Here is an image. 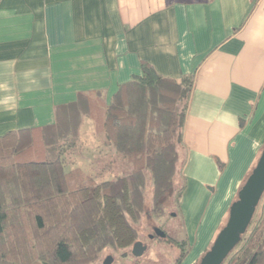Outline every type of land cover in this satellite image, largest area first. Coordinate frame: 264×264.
Returning <instances> with one entry per match:
<instances>
[{
  "label": "crops",
  "instance_id": "1",
  "mask_svg": "<svg viewBox=\"0 0 264 264\" xmlns=\"http://www.w3.org/2000/svg\"><path fill=\"white\" fill-rule=\"evenodd\" d=\"M142 62L192 76L180 264H196L264 147V0H0V136L53 124L79 93L108 100Z\"/></svg>",
  "mask_w": 264,
  "mask_h": 264
},
{
  "label": "trees",
  "instance_id": "2",
  "mask_svg": "<svg viewBox=\"0 0 264 264\" xmlns=\"http://www.w3.org/2000/svg\"><path fill=\"white\" fill-rule=\"evenodd\" d=\"M191 88V75L164 76L142 62L108 100L79 93L56 110L53 124L0 136V264H90L106 248L131 246L148 185V212L157 218L174 190ZM85 119L125 160V174L98 182L79 166L65 169ZM222 264H264V198Z\"/></svg>",
  "mask_w": 264,
  "mask_h": 264
},
{
  "label": "rangeland",
  "instance_id": "3",
  "mask_svg": "<svg viewBox=\"0 0 264 264\" xmlns=\"http://www.w3.org/2000/svg\"><path fill=\"white\" fill-rule=\"evenodd\" d=\"M63 158L65 169L79 166L98 182L115 179L127 171L125 160L117 153L114 154L111 148L104 146L101 135L95 132L93 121L88 119H85L82 123L80 137L77 140L76 146L74 149L67 150ZM182 164V159H178L179 169L174 177V190L171 192L168 203L164 206V213L160 218L149 214L151 187L148 185L145 191V212L136 223L137 239L135 240H141L146 245L144 252L140 256L135 257L131 254L132 245L117 250L106 248L100 253L99 258L90 264H102L103 259L107 255L113 257L111 264H176V258L182 252H185V254L188 252V237L184 226L183 214L179 207L180 199L177 201L180 187L183 186V190L185 185L184 178L180 173ZM263 198L264 193L255 208L247 230L253 225L255 218L260 213ZM226 220L224 218L221 228L224 226ZM155 228L162 229L167 237L152 238L151 236Z\"/></svg>",
  "mask_w": 264,
  "mask_h": 264
},
{
  "label": "water",
  "instance_id": "4",
  "mask_svg": "<svg viewBox=\"0 0 264 264\" xmlns=\"http://www.w3.org/2000/svg\"><path fill=\"white\" fill-rule=\"evenodd\" d=\"M264 193V147L260 156L248 174L244 183L237 193L236 199L230 205L227 220L224 226L216 235L214 241L201 256L197 264H222L231 250L239 242L241 235L244 234L255 208ZM158 238H165L166 233L160 229L155 228L154 235ZM146 245L137 240L132 244L131 254L135 257L140 256ZM113 257L107 255L102 264H111Z\"/></svg>",
  "mask_w": 264,
  "mask_h": 264
},
{
  "label": "flooded vegetation",
  "instance_id": "5",
  "mask_svg": "<svg viewBox=\"0 0 264 264\" xmlns=\"http://www.w3.org/2000/svg\"><path fill=\"white\" fill-rule=\"evenodd\" d=\"M152 235H154V233H152ZM154 237H156V236H153L152 238H154ZM139 241H141V240H139ZM142 242V241H141Z\"/></svg>",
  "mask_w": 264,
  "mask_h": 264
}]
</instances>
